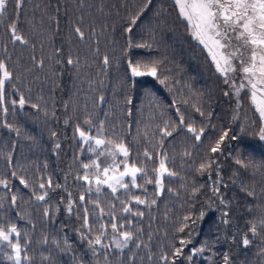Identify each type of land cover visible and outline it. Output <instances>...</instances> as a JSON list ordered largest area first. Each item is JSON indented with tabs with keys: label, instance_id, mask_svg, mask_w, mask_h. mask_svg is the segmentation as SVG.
<instances>
[{
	"label": "trees",
	"instance_id": "obj_1",
	"mask_svg": "<svg viewBox=\"0 0 264 264\" xmlns=\"http://www.w3.org/2000/svg\"><path fill=\"white\" fill-rule=\"evenodd\" d=\"M144 3L145 0H24L17 32L27 44L12 41L8 25L16 20L17 9L14 2L9 4L0 24V60L13 74L11 86H6V97L18 99L23 94L26 103L22 109L18 105L14 108L6 99L7 114L0 110V178L8 179L10 186L0 187V224H15L21 245L31 241L26 252L31 264H76L81 258L83 264H106L103 255L93 256L87 242L80 239L83 221L76 210L86 186L77 177L84 174L82 164H90L103 149L90 152L89 145L81 141L79 125L91 136L100 133L108 141L123 140L130 150L127 162L146 167L149 177L158 164V152L167 153V166L177 173L165 177V190L157 197L156 205L151 209L139 206L145 211L139 221L143 229L140 239L148 247L131 248L137 254L136 264H166L162 255L172 261L174 248L181 247V239H188V229L177 230L183 217L195 216L201 210L205 216L193 228L191 242L183 247L175 264H224L225 254L231 257L232 264H264V231L258 225L257 236L249 232V222L257 221L264 213V141L256 134L261 121L249 91L243 90L239 98L234 95L206 50L191 36L174 0H152L135 25H130V18ZM129 26L131 33L125 31ZM76 27L84 32L83 39L74 31ZM137 44L149 47H135ZM105 55L110 60L107 68L102 63ZM70 58L74 64L67 63ZM41 60L43 67L38 66ZM129 60L133 64L139 62L140 70L146 73L153 62L163 64L157 76H132ZM165 77V82L160 83ZM13 87L19 88V93ZM226 91L228 96L224 95ZM100 96L104 97L103 102L99 101ZM127 97H131V104L125 102ZM33 104L38 107L33 108ZM195 107H200L204 116ZM180 114L186 125L204 127L201 140L196 141L185 128L164 138L161 147L160 129L165 121L170 126L178 125ZM234 116L238 118L233 119ZM224 130H230L229 137L235 135L237 139L225 140L223 154L210 153V144ZM56 143L60 144L59 149L55 148ZM145 149L152 154L151 161L145 159ZM185 151L191 156H184ZM206 156H214L220 165V192L226 203H220L211 191L217 180L216 165L210 170L211 180L207 171H197ZM237 158L248 167L238 165ZM99 159L102 166L113 163L108 153ZM122 160L124 157L117 154L115 163ZM12 170L28 181L29 188L11 176ZM41 177H50L54 189L49 190L46 201H36L32 195L33 189L40 193ZM137 183L143 184L140 177ZM241 184L255 188L256 197L242 191ZM143 187L147 188L148 198H153L156 185ZM193 188L199 189L195 195ZM133 192L139 194L137 189ZM13 194L17 197L15 205L10 203ZM70 199L76 202L72 213L66 210ZM94 199L95 192L86 194L84 203L95 231L91 204ZM112 200L105 187L101 204L106 211ZM49 205L58 206L59 212L46 217L43 210ZM116 207L120 208L119 203ZM225 212L227 217L223 216ZM79 215L82 217L83 212ZM244 234L251 241L248 247L241 242ZM44 237L48 238L47 244L42 243ZM65 239L71 246L69 251L52 243L58 240L63 247ZM199 247L203 252L189 262V250ZM99 251L102 253L103 249ZM131 252L109 249L110 264H128ZM10 253L11 249L4 246L0 264H13L7 259Z\"/></svg>",
	"mask_w": 264,
	"mask_h": 264
},
{
	"label": "snow or ice",
	"instance_id": "obj_2",
	"mask_svg": "<svg viewBox=\"0 0 264 264\" xmlns=\"http://www.w3.org/2000/svg\"><path fill=\"white\" fill-rule=\"evenodd\" d=\"M11 2L15 3L17 9L16 20L8 25L10 35L13 43L19 41L27 44L28 41L24 39L22 35L17 32V22L19 20V10L22 8L24 0H0V24L3 23V18L8 11V6ZM175 5L179 10V15L188 22L191 27V36L198 41L200 45L207 50L208 56L211 62L214 64L215 70L224 78V82L234 88L237 98L240 96L241 90L248 89L251 102L255 108V111L259 114L261 126L258 128L257 135L261 141H264V0H174ZM152 4V0H145L143 8L133 17L130 18L129 24L135 25L136 21L140 18V15L148 9ZM102 10V9H101ZM82 19V18H81ZM80 39L84 38V32L80 27L74 29ZM126 32L131 33L132 27L129 26L125 29ZM128 47H133L131 40L128 41ZM135 47H149L147 44H137ZM98 51V48H97ZM35 59V58H34ZM68 64H74V61L70 58L67 61ZM79 63L78 59L75 61ZM104 68L110 65L108 56H104L102 60ZM129 67L131 69L132 76H143L145 74L151 76H157L158 68L163 64V61H155L152 63L150 70L146 72L140 70V63L133 64L129 60ZM38 66L43 67V61L38 62ZM148 68L147 65H144ZM239 76L240 82L237 85L234 77ZM167 77L160 80V83H164ZM13 81V74L8 70L7 64L0 60V110L6 115L8 108L7 102L14 108L18 105L21 109L24 107L26 100L23 94H20L18 99L6 97V86H11L9 82ZM101 85L103 81H100ZM13 91L19 93V88L13 87ZM225 96L229 95V92L224 93ZM100 102H103L104 97L100 96ZM125 102L127 104L132 103L131 97H127ZM187 103V101H183ZM33 108H37L38 105L33 104ZM195 111L201 116H204V112L200 107H195ZM179 114V108L176 109ZM131 115V111L128 112ZM209 115H211L209 113ZM238 117H233L237 119ZM179 124L169 125L165 121L164 126L160 129L161 135V147L163 146V139L172 137L174 132L183 131L185 128L188 133L192 134L196 141H200L204 134V127H194L191 123L185 124L184 116L178 115ZM90 123V121H86ZM67 123V121H66ZM6 127L11 128V125L5 123ZM100 128L103 130V122H100ZM171 129V130H169ZM77 131L81 141L84 144L89 145L90 152H97V149H103L97 153V158L90 164H82L84 174L78 176L77 179L85 182L86 192L79 195L80 206L76 210L78 218L82 219L83 232L80 234L81 241H86L93 256L103 255L106 264H110L109 261V249L118 250L119 253H123L125 249L134 247L140 249L141 247L147 248L148 245L140 239L143 229L139 226V221L145 215V211L141 210L139 206H144V209H151L157 203V197L163 194L165 190L164 179L165 177L176 176L177 173L171 170L167 166V153H157L158 164L151 171L153 176L149 177L148 170L144 166H136L133 162L129 164L128 157L130 156V150L123 140L118 142L106 140L100 133L96 136H91L77 125ZM230 130H224L209 146V152L212 154L222 153V145L226 139L236 140L237 137L232 135L229 137ZM241 131H244L241 128ZM55 135V133H53ZM96 147H92V145ZM110 146V147H109ZM56 149L60 148V144L56 143ZM108 153L113 158V163L110 165H103L100 163V156ZM120 154L124 157L119 164L115 163V157ZM147 161L152 160V154L145 149L143 153ZM184 156L190 157L191 153L184 152ZM9 162L11 157L9 156ZM236 163L241 167L247 168L248 164L244 160L237 158ZM121 164L123 169L121 170ZM213 165H216L217 180L215 186L211 188L214 195L220 203H226L223 194L220 192V187L223 178L219 175L220 165L217 163L214 156H206L204 161L200 163L197 171L204 174L205 171L209 174L211 180V169ZM91 170V171H89ZM11 176L19 180L20 185L24 188H29V183L23 176H17L15 170L11 171ZM140 177L143 184H155L156 191L153 198H148L147 188L143 187V184L137 183V179ZM127 178V180H126ZM40 182L38 188L40 193L37 194L35 189L32 191V195L36 201H46L48 198L49 190H54L52 187L51 178H39ZM47 185V187H46ZM0 187L8 189V179L0 178ZM56 187H60L59 184ZM105 187L110 190L113 197L111 203L107 207L102 206L101 199L103 197ZM227 187V185H224ZM240 188L246 192L249 197H256L255 188H249L248 185L241 184ZM133 189L139 190V194L133 192ZM172 191L171 188L168 189ZM198 188H193V195L198 192ZM95 192L96 199L91 201L93 210V223L96 225L95 231L93 230V224L89 222V209L85 205V195ZM120 195H116L117 193ZM71 194L69 193V196ZM124 198L121 199L120 197ZM16 195H11L10 203L16 204ZM75 201L69 200L66 210L72 213L74 210ZM119 203L120 208L117 209L116 204ZM211 206V205H209ZM44 215L50 217L59 212V207L53 208L51 205L44 208ZM80 211L83 212V216L80 217ZM251 211V209H250ZM205 212L201 210L197 215H186L183 217L180 227L177 229L179 232H184L188 229L187 242L184 239L180 240V248H174L173 260L169 261L167 255H162L161 260L166 264H175V258L182 254L183 247L186 243L191 242V234L193 228L197 225L199 220H203ZM224 217L228 216V213H223ZM223 223L227 224L228 220L224 219ZM249 232L255 237L258 233V225L261 231H264V213H261L260 218L252 222L250 221ZM20 231L15 224H9L7 227L0 224V251L4 246L11 249V253L7 255V259L12 261L13 264H31L30 258L26 255L27 245L31 241H27L24 245L20 243ZM151 236H149V240ZM235 238L233 237V241ZM242 245L248 247L251 241L248 239V235L242 236ZM42 243L47 244L48 238L44 237ZM52 243L63 251H69L70 245H68L65 239L63 247L61 242L53 240ZM103 249L101 253L99 250ZM190 254L186 259L191 262L193 257L198 253L203 252V248L190 249ZM261 255L264 256V249L261 250ZM76 259L75 257H73ZM137 254L131 252L128 257V264H136ZM151 258V256H149ZM49 259L50 257H46ZM224 264H232L231 257L227 254L223 257ZM76 264H83L82 258L76 260ZM98 264V262H97Z\"/></svg>",
	"mask_w": 264,
	"mask_h": 264
},
{
	"label": "rangeland",
	"instance_id": "obj_3",
	"mask_svg": "<svg viewBox=\"0 0 264 264\" xmlns=\"http://www.w3.org/2000/svg\"><path fill=\"white\" fill-rule=\"evenodd\" d=\"M184 19V18H183ZM188 23V22H187ZM189 25V24H188ZM189 27H190V25H189ZM190 31H191V27H190ZM198 42V41H197ZM202 46V45H201ZM203 47V46H202ZM206 52H207V50H206ZM208 54V53H207ZM234 79L236 80V83H237V85L239 84V82H240V77L239 76H236V77H234ZM245 90V89H244ZM248 90V89H247ZM243 90H241V92H242ZM233 92H234V95H235V90H234V88H233ZM240 92V93H241ZM236 96V95H235ZM123 169V165L121 166V170ZM126 180H127V178H126Z\"/></svg>",
	"mask_w": 264,
	"mask_h": 264
}]
</instances>
